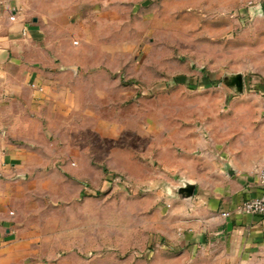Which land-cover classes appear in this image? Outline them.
I'll return each mask as SVG.
<instances>
[{
	"label": "rangeland",
	"instance_id": "obj_1",
	"mask_svg": "<svg viewBox=\"0 0 264 264\" xmlns=\"http://www.w3.org/2000/svg\"><path fill=\"white\" fill-rule=\"evenodd\" d=\"M71 9L67 41L52 35L43 133L29 138L40 166L21 176L29 216L72 264H170L160 231L185 176L212 146L237 155L259 139L264 18L235 0Z\"/></svg>",
	"mask_w": 264,
	"mask_h": 264
},
{
	"label": "crops",
	"instance_id": "obj_2",
	"mask_svg": "<svg viewBox=\"0 0 264 264\" xmlns=\"http://www.w3.org/2000/svg\"><path fill=\"white\" fill-rule=\"evenodd\" d=\"M72 2L82 7L97 0H0V264H72L49 249L29 216V184L21 177L40 166L31 161L29 138L43 133L42 110L51 103L52 78L59 72L52 35L58 32L60 43L67 41ZM235 5L241 15L264 18V0ZM263 127L249 149L236 155L216 144L185 176L194 195L171 201L160 231L163 248L183 254L170 264H264V217L240 210L263 193L258 177Z\"/></svg>",
	"mask_w": 264,
	"mask_h": 264
},
{
	"label": "built area",
	"instance_id": "obj_3",
	"mask_svg": "<svg viewBox=\"0 0 264 264\" xmlns=\"http://www.w3.org/2000/svg\"><path fill=\"white\" fill-rule=\"evenodd\" d=\"M259 183L263 193L253 199L243 202L240 210L245 215L264 217V163L258 168ZM224 218L230 217V213H223Z\"/></svg>",
	"mask_w": 264,
	"mask_h": 264
},
{
	"label": "water",
	"instance_id": "obj_4",
	"mask_svg": "<svg viewBox=\"0 0 264 264\" xmlns=\"http://www.w3.org/2000/svg\"><path fill=\"white\" fill-rule=\"evenodd\" d=\"M237 86H238V89L239 90H242L243 89V84H242V78L241 77H238L237 79ZM185 186L186 188H180L179 189V197L180 198H191L193 195H194V186L192 185H187L185 183Z\"/></svg>",
	"mask_w": 264,
	"mask_h": 264
}]
</instances>
